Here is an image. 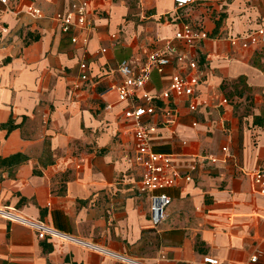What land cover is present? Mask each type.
<instances>
[{
	"label": "crops",
	"instance_id": "0c3cea01",
	"mask_svg": "<svg viewBox=\"0 0 264 264\" xmlns=\"http://www.w3.org/2000/svg\"><path fill=\"white\" fill-rule=\"evenodd\" d=\"M88 1L96 29L86 53L51 17L69 0L0 2V156L26 157L0 168V205L147 264H214L205 256L216 264H264V255L250 260L264 251V194L255 181L256 171L264 170V43H230L231 36L259 25L264 0H194L183 8L176 0ZM32 2L45 17L25 12ZM221 11L226 14L216 16ZM185 22L208 34L193 49L203 72L201 102L191 110L180 98L179 119L170 126L156 114L152 139L154 149L172 154L178 171L192 179L182 177L167 189L173 201L156 224L139 190L142 168L134 162L129 104L112 86L120 80L122 59L145 58ZM77 34L82 39L87 33ZM82 59L91 83L74 96L70 86ZM185 69L153 71L147 90H163L173 72ZM247 90L255 94L251 109ZM10 118L17 126L8 130L3 124ZM0 264L127 263L72 242L41 239L0 216Z\"/></svg>",
	"mask_w": 264,
	"mask_h": 264
},
{
	"label": "built area",
	"instance_id": "2783aa9c",
	"mask_svg": "<svg viewBox=\"0 0 264 264\" xmlns=\"http://www.w3.org/2000/svg\"><path fill=\"white\" fill-rule=\"evenodd\" d=\"M192 1L194 0H176V5L178 8H183ZM0 2L7 5L9 0H0ZM25 12L34 18L46 16L42 7L33 2L28 4ZM51 17L58 22L63 32L71 33L73 43L81 42L84 53L88 52L89 35L96 29L88 0H69L67 9L57 11ZM1 29L4 30L5 27L2 26ZM78 31L87 34L81 39L77 34ZM206 37L208 34L202 27L185 22L171 37L149 51L145 58H124L117 67L120 80L112 87L117 90L118 99L129 104L125 115L132 124L135 142L134 162L142 168L139 190L149 198L151 217L156 224L166 216L165 209L173 201L167 189L176 185L182 177L191 180L192 176L178 171L172 154L154 149L152 118L158 114L165 125L176 124L180 114L178 106L180 98L186 99L191 110L198 108L201 102L198 87L202 82L203 72L193 49L198 41ZM261 42L264 43V16L258 26L230 37V43L241 48H248L251 44ZM99 51L106 52L107 48L101 47ZM182 64H185L186 69L173 72L169 84L163 90L158 92L147 90L153 71L164 73L168 66ZM90 83L89 65L85 59H82L79 62L77 78L71 84L70 91L74 96L80 95ZM223 150L226 151L227 147L224 146ZM206 158L212 162L217 161L213 155H207ZM195 166L196 163L193 167ZM255 181L264 194L263 169L256 171ZM0 216L32 228L41 239L72 242L127 264H147L127 253L56 228L46 220L29 216L11 205H0ZM262 255H264L263 250L256 251L250 259L251 262H257ZM204 260L218 263V259L211 256H205Z\"/></svg>",
	"mask_w": 264,
	"mask_h": 264
},
{
	"label": "trees",
	"instance_id": "16d2710c",
	"mask_svg": "<svg viewBox=\"0 0 264 264\" xmlns=\"http://www.w3.org/2000/svg\"><path fill=\"white\" fill-rule=\"evenodd\" d=\"M38 36H35V38H37ZM5 127L8 128V130L13 129L14 127L17 126V124H15L12 119L10 118V120L3 124ZM26 157L24 154H22L21 152H16L13 153L9 156H0V168L3 167H14L16 165H18L19 163H21L23 160H25ZM12 173V171H10V174ZM2 177L1 172H0V178Z\"/></svg>",
	"mask_w": 264,
	"mask_h": 264
},
{
	"label": "rangeland",
	"instance_id": "374dc122",
	"mask_svg": "<svg viewBox=\"0 0 264 264\" xmlns=\"http://www.w3.org/2000/svg\"><path fill=\"white\" fill-rule=\"evenodd\" d=\"M221 15L222 17L224 16V14H226V12H224V11H221V12H219V13H217L216 14V16H218V15ZM231 92H229V93H227L226 95L227 96H229V97H232L233 96V94H234V90H230ZM245 93L247 94V96H246V105L248 106V108H250L249 107V105H251L253 102H255L256 101V99H255V94H254V92H251V91H249V90H247V91H245ZM259 100L257 99V102H258ZM263 105V109H264V103L262 104ZM251 109V108H250ZM263 111V119H264V110H262Z\"/></svg>",
	"mask_w": 264,
	"mask_h": 264
}]
</instances>
